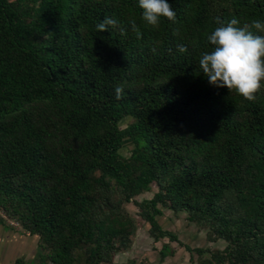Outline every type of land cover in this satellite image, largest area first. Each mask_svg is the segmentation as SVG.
I'll return each instance as SVG.
<instances>
[{
  "label": "trees",
  "instance_id": "16d2710c",
  "mask_svg": "<svg viewBox=\"0 0 264 264\" xmlns=\"http://www.w3.org/2000/svg\"><path fill=\"white\" fill-rule=\"evenodd\" d=\"M127 202L154 241L163 208L208 228L204 264H264V0H0L2 215L38 264H111Z\"/></svg>",
  "mask_w": 264,
  "mask_h": 264
},
{
  "label": "rangeland",
  "instance_id": "374dc122",
  "mask_svg": "<svg viewBox=\"0 0 264 264\" xmlns=\"http://www.w3.org/2000/svg\"><path fill=\"white\" fill-rule=\"evenodd\" d=\"M128 119L129 117H123L119 121V125H124ZM122 151H125V149L123 148ZM155 190L156 185L153 182L149 183L148 188L136 195L135 199L139 200L150 197ZM123 206L135 218L136 228L130 237L129 245L113 254L111 264H204L202 260L208 257V251H213L214 249L221 250L225 245L219 238L210 239V236L208 237L207 235L208 228L199 226L192 220H189L186 211L178 210L177 212H171L167 208L162 209V215L157 217V221L161 227L173 232L178 241L187 244L189 247H201L204 251L199 254L193 250L188 252L178 243L173 241L167 242L166 238L154 241L148 236L147 223L136 214V207L131 202L124 203ZM0 216L4 217L1 211ZM4 218L5 223H9L21 230L14 220ZM162 242H167L171 255L160 260L157 250L160 248ZM37 252V246L32 253L29 250L25 252L24 256L29 264H38Z\"/></svg>",
  "mask_w": 264,
  "mask_h": 264
},
{
  "label": "crops",
  "instance_id": "0c3cea01",
  "mask_svg": "<svg viewBox=\"0 0 264 264\" xmlns=\"http://www.w3.org/2000/svg\"><path fill=\"white\" fill-rule=\"evenodd\" d=\"M162 211L163 210L161 209L160 215L156 216V221H157V217L162 215ZM5 222L6 221H4V220H0V264H11L13 262V260L17 257H24V260H26V257L24 256L25 252L29 250V252L32 253V251H34L36 246H37L36 237L32 236V235L25 234V232H23L22 230H19V229L13 227V225H11L9 223H5ZM157 223L159 224L158 221H157ZM159 226L161 227L160 224H159ZM161 229L167 230L163 227H161ZM167 231H170V230H167ZM148 236H149V234H148ZM162 239H165V238L161 237L158 240H162ZM167 242H171V241L167 240ZM167 242H162L160 248L157 250V254L159 256V250L163 246H165L166 254L162 259H164L168 255H171V251L169 250ZM177 243L179 245H181L186 251H188L185 248V246H188L187 244H184L181 241H179ZM159 259H160V257H159ZM162 259H160V260H162Z\"/></svg>",
  "mask_w": 264,
  "mask_h": 264
}]
</instances>
